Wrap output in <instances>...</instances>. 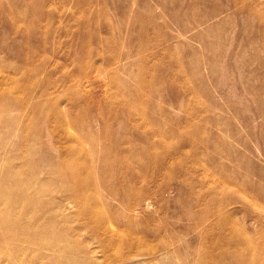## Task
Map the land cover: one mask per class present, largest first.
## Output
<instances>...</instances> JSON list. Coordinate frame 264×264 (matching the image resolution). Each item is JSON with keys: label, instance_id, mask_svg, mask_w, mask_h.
I'll use <instances>...</instances> for the list:
<instances>
[{"label": "rangeland", "instance_id": "374dc122", "mask_svg": "<svg viewBox=\"0 0 264 264\" xmlns=\"http://www.w3.org/2000/svg\"><path fill=\"white\" fill-rule=\"evenodd\" d=\"M224 238L264 264V0H0V264H201Z\"/></svg>", "mask_w": 264, "mask_h": 264}, {"label": "bare ground", "instance_id": "6f19581e", "mask_svg": "<svg viewBox=\"0 0 264 264\" xmlns=\"http://www.w3.org/2000/svg\"><path fill=\"white\" fill-rule=\"evenodd\" d=\"M29 71H31V69ZM157 130H158V132L156 130H154L152 127H150L149 128V131L151 132L150 136H151L152 140L155 138L156 135L159 136L160 139L157 142V146L161 145V147H162L163 146V141H166L164 139L170 138V134H168L167 132H164V131L160 132L159 129H157ZM106 132H107V130H106ZM105 135H106V133H105ZM146 139H148V142H149V139H150L149 136H147ZM188 140L192 141L191 139H187L186 142H188ZM119 142L122 143V141H119ZM121 143L118 144V147L116 149L119 154L124 152L122 150ZM111 150L114 151L113 149H111ZM107 152H110V149H107ZM112 165H115L114 161H112V160H106L104 162V168H108V167H110ZM119 167L122 168V158L119 161ZM69 173H71L72 176L74 175V172L72 171L71 167H70V172ZM3 181H5V182L9 181V175L8 174L4 175ZM75 182L78 185H80L81 188L85 184H87V185L92 187V185H93L92 171H90V173H89L87 178H82V179L76 178ZM8 192H9V190L2 191V194H1L2 200H10L11 199V198H9ZM143 196L144 195L142 194L140 199H142ZM16 197L20 200V202H23L24 205L25 204H27L29 206L31 205L33 208H35L37 206L38 196L35 195V194L34 195H30V194L26 193L23 189H18ZM207 215H208L207 213L203 214V216H207ZM23 226H21V227H23ZM16 228H18V227H16ZM92 228H93V232H98V230L101 229V226L92 225ZM23 237L25 239L23 241L24 244L30 242L34 246L46 245L47 249H54L57 246V243L55 241H53V240H45V241H43L42 239L39 240V238H36V237L35 238H30V237H27V236L25 237L24 235H23ZM26 240H28V241H26ZM230 241H233V240L224 238L223 241H222V245L219 246L220 248L217 247L218 249L217 248L215 249V248L206 247L205 248L206 251L204 253V257L202 259L201 264H253V258L248 255V251H249V249L251 247L235 248L234 250H230V249L224 248L225 245L228 242H230ZM102 244H103V246L106 249H108L109 248V244H112V241H104ZM217 256H220L219 260L216 259ZM117 258L122 259V255L121 256H117ZM70 264H76V263H70Z\"/></svg>", "mask_w": 264, "mask_h": 264}]
</instances>
